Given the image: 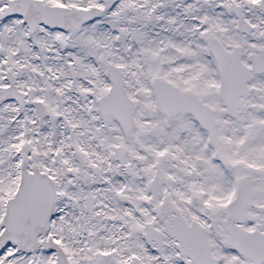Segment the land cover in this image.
Masks as SVG:
<instances>
[{
	"label": "snow or ice",
	"instance_id": "1",
	"mask_svg": "<svg viewBox=\"0 0 264 264\" xmlns=\"http://www.w3.org/2000/svg\"><path fill=\"white\" fill-rule=\"evenodd\" d=\"M0 264H264V0H0Z\"/></svg>",
	"mask_w": 264,
	"mask_h": 264
}]
</instances>
